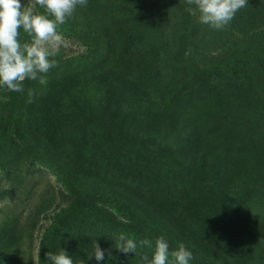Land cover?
Instances as JSON below:
<instances>
[{"label": "rangeland", "instance_id": "obj_1", "mask_svg": "<svg viewBox=\"0 0 264 264\" xmlns=\"http://www.w3.org/2000/svg\"><path fill=\"white\" fill-rule=\"evenodd\" d=\"M253 15L215 30L186 0L77 6L48 83L0 85V225L16 231L3 264H53L46 253L61 248L74 262L143 264L162 235L190 264H264V21ZM121 232L152 245L124 254Z\"/></svg>", "mask_w": 264, "mask_h": 264}, {"label": "clouds", "instance_id": "obj_2", "mask_svg": "<svg viewBox=\"0 0 264 264\" xmlns=\"http://www.w3.org/2000/svg\"><path fill=\"white\" fill-rule=\"evenodd\" d=\"M188 5H195L200 13V22L215 30H223L234 19L235 14L248 6V0H186ZM39 5L44 11L36 12ZM87 0H34L25 10L21 0H0V85L15 92H23L22 82L27 78L48 83L46 75L57 66L55 57L63 46L58 27L72 18L77 6H86ZM192 13L193 8L186 9ZM31 37V43H21L18 39L20 29ZM34 100V90H29L27 103ZM138 245L151 247L148 239L135 241L123 232L116 236V248L124 254H137ZM94 257L97 262L104 260V251L93 243ZM53 264H85V259L75 261L63 248L58 254L46 253ZM92 259V254L87 260ZM143 264H190L193 253L184 243H179L176 250H170L165 236L156 239L152 259L141 257Z\"/></svg>", "mask_w": 264, "mask_h": 264}, {"label": "trees", "instance_id": "obj_3", "mask_svg": "<svg viewBox=\"0 0 264 264\" xmlns=\"http://www.w3.org/2000/svg\"><path fill=\"white\" fill-rule=\"evenodd\" d=\"M88 1L89 0H87V5H88ZM101 1L105 2L108 0H101ZM262 4H264V0H248V6L245 8H242V10L245 14L252 12L254 14L252 19H254V18L259 19L256 21V23L263 22L264 21V6ZM134 10H135V8L131 9V12H130L131 16H133L132 13L134 12ZM242 20L244 22H247L245 19H242ZM118 23L120 26H124L126 23V20L119 18ZM19 31H20V36L18 37L19 41L21 43H29L30 44L31 43V37L28 36V34L23 31L22 27ZM55 59H56L57 63H59L58 62L59 58L57 56L55 57ZM51 70L52 69L49 70V73ZM0 166H2V165L0 164ZM199 217H200L199 222L204 223L205 226L207 224L210 225V223H206L209 219H213V218L208 217V220H207L206 218H204L205 217L204 214H200ZM214 219L215 220H213L211 222H214V225L218 224L220 227L219 230H222L224 228L226 229L227 226H229V224H230L228 221H226V219L222 218L223 219L222 220L221 217H214ZM222 221H224V222H222ZM201 227H202V225H201ZM208 227L209 226H206V229H208ZM14 232L16 233L15 229L8 228L7 226H4V225H0V264H3L4 262L9 261V259H10L11 252H12L11 251L12 241H13L14 236H15ZM88 251H90V250H87L85 252V254H87ZM17 256H18V254H16V257ZM14 263L16 264L15 259H14Z\"/></svg>", "mask_w": 264, "mask_h": 264}]
</instances>
